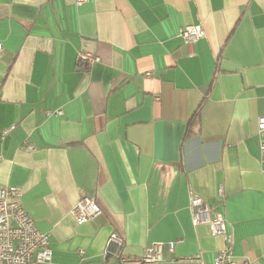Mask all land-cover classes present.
Returning a JSON list of instances; mask_svg holds the SVG:
<instances>
[{"label": "crops", "instance_id": "0c3cea01", "mask_svg": "<svg viewBox=\"0 0 264 264\" xmlns=\"http://www.w3.org/2000/svg\"><path fill=\"white\" fill-rule=\"evenodd\" d=\"M0 42V185L50 234L39 264H119L112 233L122 257L163 242L156 264H212L224 241L191 193L225 214L237 264H264V0H0ZM82 195L102 211L78 224Z\"/></svg>", "mask_w": 264, "mask_h": 264}, {"label": "built area", "instance_id": "2783aa9c", "mask_svg": "<svg viewBox=\"0 0 264 264\" xmlns=\"http://www.w3.org/2000/svg\"><path fill=\"white\" fill-rule=\"evenodd\" d=\"M75 4L82 5L90 0H73ZM179 35L184 42L192 46L204 37L201 24H188L180 29ZM4 46L0 42V54ZM101 61V57L91 51L81 50L77 55L80 66L90 68ZM149 75V74H148ZM61 114V110L49 111L48 114ZM259 146L261 163L264 171V116L258 120ZM34 149L32 144L27 145ZM220 192L223 187L220 186ZM21 190L16 186L0 185V264H39L52 260L53 251L50 246V234L41 231L32 216L23 206ZM102 209L96 199L89 195H82L74 208L72 215L78 224H82L101 213ZM189 211L192 224L199 226L206 224L214 235L221 236L224 246L218 251L212 264H237L234 260L233 247L234 235L228 229L227 219L223 212L211 211L205 198L197 193H191ZM174 242H170V251L174 250ZM124 240L116 233L108 239L107 255H116L119 264H156L164 261L165 244L155 242L148 246L141 257L131 259L121 256ZM184 261H195L197 264H206L200 254L183 258ZM100 264H109L103 261Z\"/></svg>", "mask_w": 264, "mask_h": 264}, {"label": "water", "instance_id": "95a60500", "mask_svg": "<svg viewBox=\"0 0 264 264\" xmlns=\"http://www.w3.org/2000/svg\"><path fill=\"white\" fill-rule=\"evenodd\" d=\"M110 255L107 256V259L109 258Z\"/></svg>", "mask_w": 264, "mask_h": 264}, {"label": "trees", "instance_id": "16d2710c", "mask_svg": "<svg viewBox=\"0 0 264 264\" xmlns=\"http://www.w3.org/2000/svg\"><path fill=\"white\" fill-rule=\"evenodd\" d=\"M197 112H198V110H197Z\"/></svg>", "mask_w": 264, "mask_h": 264}]
</instances>
